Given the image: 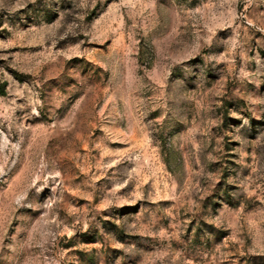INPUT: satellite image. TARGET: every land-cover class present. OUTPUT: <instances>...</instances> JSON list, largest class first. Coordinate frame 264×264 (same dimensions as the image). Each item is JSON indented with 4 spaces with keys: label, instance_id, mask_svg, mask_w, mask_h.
I'll return each mask as SVG.
<instances>
[{
    "label": "rangeland",
    "instance_id": "374dc122",
    "mask_svg": "<svg viewBox=\"0 0 264 264\" xmlns=\"http://www.w3.org/2000/svg\"><path fill=\"white\" fill-rule=\"evenodd\" d=\"M0 264H264V0H0Z\"/></svg>",
    "mask_w": 264,
    "mask_h": 264
}]
</instances>
